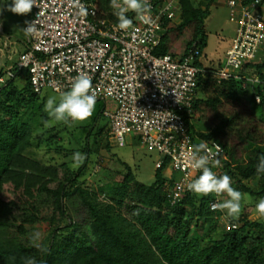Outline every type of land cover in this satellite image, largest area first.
Instances as JSON below:
<instances>
[{
	"label": "trees",
	"instance_id": "16d2710c",
	"mask_svg": "<svg viewBox=\"0 0 264 264\" xmlns=\"http://www.w3.org/2000/svg\"><path fill=\"white\" fill-rule=\"evenodd\" d=\"M97 2L100 17L118 20L111 0ZM208 2L182 0V15L168 25L156 53L185 56L198 41L202 55ZM199 58L196 64L204 69ZM206 69L198 75L192 107L183 112L192 143H222L221 175L227 173L241 193L264 198V175L256 170L264 156V84L220 81L218 68ZM249 69L264 79V60ZM23 72L0 86V264H23L29 257L37 264H264V221L244 217L224 227L222 211L211 208L216 194L202 196L198 204L197 195L188 191L173 204L166 191L173 178L164 175L172 164L169 158L158 167L152 185L132 172L120 179L109 166L99 180L83 178L94 152L89 138L80 143L63 123L48 125L42 95L30 73L20 82ZM42 115L43 122L38 120ZM66 132L70 146L64 143ZM102 136L94 145L103 147ZM77 151L86 159L74 166ZM196 228L203 229L197 238ZM35 232L41 235L34 242Z\"/></svg>",
	"mask_w": 264,
	"mask_h": 264
},
{
	"label": "built area",
	"instance_id": "2783aa9c",
	"mask_svg": "<svg viewBox=\"0 0 264 264\" xmlns=\"http://www.w3.org/2000/svg\"><path fill=\"white\" fill-rule=\"evenodd\" d=\"M221 2L237 30L216 75L220 81L235 78L264 84V79L249 69L252 63L261 62L259 54H264V0ZM37 3L39 8L33 7L34 17L29 22L37 20L32 43L18 60L17 69L10 70L8 76L1 72L0 85L15 78L18 71L29 69L36 92L45 88L63 92L70 89L78 74L87 73L97 100L104 103L111 135L120 145L157 148L164 158L171 159L175 177L173 183L166 182V191L173 204L180 201L189 191L187 184L201 174L189 163L188 154L195 146L183 112L194 103L199 73L207 71L196 64L201 56L198 41L185 56L156 53L168 25L182 15V0H149V23L129 11L132 27L128 30H120L117 19L100 17L97 0ZM81 6L86 15L81 13ZM256 102H261L260 95ZM207 145L210 160H220L225 152L222 143L212 140ZM215 145L221 147L218 155ZM212 170L222 174L220 167ZM223 199L224 195L217 196L211 208Z\"/></svg>",
	"mask_w": 264,
	"mask_h": 264
},
{
	"label": "rangeland",
	"instance_id": "374dc122",
	"mask_svg": "<svg viewBox=\"0 0 264 264\" xmlns=\"http://www.w3.org/2000/svg\"><path fill=\"white\" fill-rule=\"evenodd\" d=\"M195 1L199 4L202 0ZM3 3L4 0H2L1 6ZM10 3L11 0H5V8H7ZM207 5L210 9V15L206 25L208 42L199 58L198 64L204 68H220L226 57V51L236 35L237 26L232 22L230 12L221 0H209L206 6ZM33 17V9L29 14L23 16L14 15L9 11H5L0 21V69L6 76H8L10 70L17 69L16 64L18 60L21 55L28 50V44L32 43L31 35H26L22 30L25 29L27 25L25 22H30ZM259 57L262 61L264 60V54H259ZM24 71L25 73L23 72V77L20 79V82L29 74V69H25ZM67 91L57 92L51 88H45L41 93L42 101L45 102L46 105L48 98L50 96H55L58 103L59 98ZM45 105L43 111L48 114L45 111ZM103 107V101L97 100L92 117L82 123L70 122L65 124L63 122H56L51 118L47 124L54 125L63 123V127L67 126L70 131H73V134L80 143H83V141L89 138L94 152L91 155L89 167L83 178L92 181L99 180L103 178V174L105 173L104 169L109 166L112 170L120 173V179L124 180L126 174L132 172L139 181L146 185H152L158 179V163L164 159L163 154L157 148L142 149L133 144L121 146L119 141L111 135L110 120L103 113ZM256 110L259 112V108H256ZM38 120L43 122L44 116H39ZM37 131L41 132V127H38ZM101 134L105 139L103 147L101 145H94L98 136L100 135L101 137ZM64 143L68 146L71 145V135L67 132L64 134ZM74 144L78 145L76 142H74ZM106 145H110V149H106ZM100 147L101 149L98 152ZM99 155L102 157V161L99 160ZM45 159L51 162L50 156H46ZM59 160L56 159L57 162ZM66 160L70 159L66 158ZM164 175L168 177V179L175 177V173L171 167L167 171H164ZM176 176H178V174H176ZM243 194H246V199L242 200V212L236 222H241L244 217L264 221V217H261L256 211L257 202L264 198L260 196L255 197L249 193ZM221 195H224L223 200L228 199L226 194ZM197 197V202L199 204L202 196L197 195ZM231 219L232 218L227 216L226 211H222V214L219 216L220 223L223 224L224 227H229L231 225ZM202 233L203 229L196 228L193 235L197 238L201 236ZM218 235L222 236L221 231L218 232Z\"/></svg>",
	"mask_w": 264,
	"mask_h": 264
},
{
	"label": "clouds",
	"instance_id": "9594fccd",
	"mask_svg": "<svg viewBox=\"0 0 264 264\" xmlns=\"http://www.w3.org/2000/svg\"><path fill=\"white\" fill-rule=\"evenodd\" d=\"M38 7L37 0H11L7 8H0V15L3 11H9L14 15L23 16L29 14L33 7ZM111 6L116 9L118 17V28L120 30H128L132 27V21L128 19L127 13L129 11L136 14L137 19L141 22L149 23L151 21L150 10L151 4L149 0H111ZM82 14L86 15V9L81 6ZM27 27L22 31L26 35L34 34L37 31V20L31 23L25 22ZM97 102V96L93 91L92 78L87 73L78 74L70 89L65 92L57 103L55 96H50L45 105V111L50 118L56 122H63L68 124L70 122H84L90 119L94 113ZM217 155L221 151L219 145H215ZM207 142L201 141L192 152L188 154L189 163L191 167L200 170L201 174L198 178L192 180L187 184V189L198 196H209L210 194H226L228 199L223 200L212 205V210L226 211L228 217L233 220H238L242 212V200L246 199V194L241 193L232 186V178L227 175L218 176L212 168L222 167L219 159L210 160ZM204 154H201V153ZM74 166L81 165L86 155L77 151L72 158ZM211 164V167L209 166ZM257 174L264 175V156L259 158V163L256 166ZM256 211L264 217V199H260L256 204ZM40 233L35 232L32 236L33 241H39ZM38 250L47 251L42 248L39 243L35 245ZM23 264H37L35 258H24Z\"/></svg>",
	"mask_w": 264,
	"mask_h": 264
},
{
	"label": "water",
	"instance_id": "95a60500",
	"mask_svg": "<svg viewBox=\"0 0 264 264\" xmlns=\"http://www.w3.org/2000/svg\"><path fill=\"white\" fill-rule=\"evenodd\" d=\"M1 8H5V0L4 3L2 4ZM5 11H3L2 15H0V21L2 20V17L4 15ZM2 70L0 69V74H1Z\"/></svg>",
	"mask_w": 264,
	"mask_h": 264
}]
</instances>
